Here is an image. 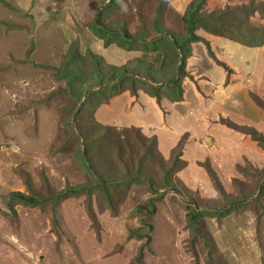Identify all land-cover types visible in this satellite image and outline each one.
I'll return each mask as SVG.
<instances>
[{
    "label": "rangeland",
    "instance_id": "374dc122",
    "mask_svg": "<svg viewBox=\"0 0 264 264\" xmlns=\"http://www.w3.org/2000/svg\"><path fill=\"white\" fill-rule=\"evenodd\" d=\"M239 1L216 8L207 0L198 14L195 34L203 40L184 46L181 99L171 101L162 93L159 102L142 93L164 117L165 100L176 105L178 120L198 108L196 103L187 108L184 99L209 104L213 98L211 107L202 106L196 115L204 121L202 139L185 133L164 156L157 137L138 125L111 126L112 106L98 116L111 94L101 92L92 72L97 66L101 75L110 73L111 65L131 66L139 53L106 45L91 27L98 17L107 30L133 37H153L160 26L185 39L189 25L182 17L191 0H0V264H264V194L257 192L264 185V145L252 136L264 139V50L258 66H245L242 53L231 49L239 69L225 80L214 78L213 85L200 74L212 61L228 71L223 60L228 52L212 51L208 35L264 47V0ZM71 56L76 60L69 70L79 77L69 87L56 73ZM145 59L160 81L170 79L182 62L174 57L163 69L162 54ZM147 68L138 74L145 76ZM211 73L220 77L217 69ZM131 96L126 90L111 101L121 104ZM83 161L108 179L107 187L94 189ZM138 176L137 182L124 180ZM81 184L91 187L90 196L48 201L45 207L8 205L13 192L50 200ZM153 191L163 197L155 202V213L135 212L157 196ZM233 200L242 206L221 219L204 218L196 235L187 227L188 206L208 212ZM134 230L150 240L131 235Z\"/></svg>",
    "mask_w": 264,
    "mask_h": 264
},
{
    "label": "trees",
    "instance_id": "16d2710c",
    "mask_svg": "<svg viewBox=\"0 0 264 264\" xmlns=\"http://www.w3.org/2000/svg\"><path fill=\"white\" fill-rule=\"evenodd\" d=\"M207 0H191L189 3V6L187 7L186 11L183 13L182 20H184L185 23H187L189 26L187 28L189 37L188 38H178L173 37L169 34V32L160 27L156 26L155 34L153 37L145 36V37H133L131 34L127 31H120L119 30H107V28H104L102 24H99V18L97 17L95 19V23L92 25L91 30L101 39L105 40L106 45H110L112 43L117 44L121 49L131 52L135 51L138 52L139 55L132 57L130 63L131 66H122V67H116L111 65V72L105 75H101V69L102 67L97 66L98 71H93L91 76L93 79L96 80V86L101 88V92L104 93H110L111 96L107 98L106 101L101 102L100 106L108 105L111 103V100L113 97L120 95L124 91L128 90L129 93L133 97H140L142 93H146L151 95L153 98H156L157 101L160 102L162 99V93L169 97V99L178 101L181 99L183 90L181 89L180 81L185 78L186 72L185 68H183L184 62H186V54H185V44L192 43V42H198L202 41L203 39L198 37L195 32L197 28L200 27L198 25L199 21H201V17L198 16L200 11L203 9V7H206ZM210 17V16H209ZM218 19H213V21ZM137 36V35H135ZM111 40V41H110ZM150 53H160V56L162 54V65L160 67H168V61L175 59L176 62L184 61L183 63L179 65V69L177 68V71L172 72V77L168 79L167 81H160L154 77V73L157 72L155 70V67L152 63L147 64L146 57ZM143 55V56H140ZM76 60L75 56H71L67 63L64 65V68H60L57 70L56 78L62 79L66 78L67 84L69 87H72L79 77V74L70 71L69 66L73 64ZM167 66H164V65ZM134 65H137L136 69H132ZM145 65L148 67V73L143 75H139L138 73L140 69L145 67ZM224 68H226L225 65H222ZM160 68L159 70H161ZM164 69V68H163ZM90 73V71H89ZM90 75L88 76V79ZM130 83V87L125 89V85ZM173 93V94H172ZM74 98H78L75 94L71 93ZM174 95H177V98H173ZM172 97V98H171ZM106 99V98H105ZM252 136L254 139L258 140L261 145H264V139L261 138L258 135H255L252 133ZM155 143L157 142L156 138L154 139ZM157 146V144H156ZM155 146V147H156ZM264 147V146H263ZM176 148V147H175ZM180 151L173 152V154L176 153V156L179 157L181 154ZM82 166L87 174L90 175L92 178V185L94 186V189L96 187L102 186L107 187L110 183L107 181L108 179L103 177L101 173H99L91 164H89L88 161H83ZM207 172L210 175L211 179L215 183L214 185L217 188L221 187V183L218 179V176L216 173L211 169L207 168ZM140 177H130V178H124V180L129 181L130 183L140 181ZM119 179L114 180L116 182ZM150 189L153 190L152 187L156 188L154 185L151 184V182H148ZM220 185V186H217ZM169 187H173L172 185ZM91 187L89 185H77L74 187H68L59 193H57L55 196L52 197L50 200H44L39 198L37 195L34 194H24L21 192H13L8 196V205L9 207H13V204H20L27 207H45L48 204V201L51 202H57L64 200L66 198L80 195L81 193H85L87 196L91 195L90 192ZM159 189V188H156ZM219 191V189H218ZM258 193L261 194V196L264 194V185L260 188H258ZM154 194H157V192H154ZM255 194V193H254ZM163 197L161 195H158L154 198H151L149 202L145 206H139L136 208L135 212L143 213L145 212V216L152 215L156 211L155 202L157 200H161ZM251 198V197H250ZM244 200L249 199L248 197H244ZM243 200V201H244ZM241 201L233 200L230 202L227 206L218 208L216 210H209L208 212H205L203 210H200L196 205L194 206H188V214H187V227L191 229L194 232V235L197 231H199V227H201V224L203 222V219L206 217L210 218H217L221 219L226 217L231 211L238 209L242 206ZM239 203V204H237ZM150 227V226H149ZM138 231L140 230H134L132 231L131 235L136 236L139 239L147 238V241L150 240V236L139 234ZM207 237V236H206ZM144 246L140 248L139 253L137 255L136 261L140 262L144 257Z\"/></svg>",
    "mask_w": 264,
    "mask_h": 264
},
{
    "label": "crops",
    "instance_id": "0c3cea01",
    "mask_svg": "<svg viewBox=\"0 0 264 264\" xmlns=\"http://www.w3.org/2000/svg\"><path fill=\"white\" fill-rule=\"evenodd\" d=\"M208 2H209L208 7L214 5V7L216 8L222 7L224 5H237L241 3L239 0H208ZM208 40L210 41V44L212 45V51L214 52L219 51L223 53L228 52V57L226 59L225 57L223 58V60H225L224 61L225 64L228 66V71L224 69L222 66L216 65L214 61H212V65L210 69L208 70L206 69L202 73H200L201 75H204L206 77V80L205 79L204 80L210 82V84L212 85L215 80L214 78H221V76H223V79L225 80V78L230 75V72L232 70H235L237 72V70L239 69L231 61V57L229 55V54H232L231 49L232 51H237L240 54L242 53L243 55L242 65H245V66L254 64L255 62H256V65L258 66V59H261V55L263 53L262 51L264 50V47L251 48L240 42H237V41H234L228 38L226 39L224 37L208 35ZM216 69L220 77H215L216 75L211 73V70L214 71ZM197 82L199 83V81L196 80V83ZM189 83L191 84V82ZM189 83L184 82V86L185 87L190 86ZM184 94L187 95L186 90H184ZM195 97L196 96H194V98ZM139 98H141L140 102L138 101L137 98L131 96L128 98L129 100L127 101L123 100L121 104H119V102L115 104L113 103L114 101L113 100L111 101L110 104L103 105V107H101V109L99 110L100 113L98 114V116L105 109H108L109 106H112L113 110L110 113V119H109V120H112L110 122L111 126L117 127L118 129H123V128L125 129L129 127V126H126V122H128V124H131L132 126L138 125V128L143 129V131L147 133L146 135H154L155 137H157L158 149L164 156L171 155L172 150L177 146L178 142L181 140V138L183 137L185 133L191 134V136L197 140L202 139V137L204 136L205 131H206L205 127H202L204 121L197 120L198 118L202 116V114L198 118L196 115L200 113L198 111L201 110L202 106L207 107L210 104V107H211L212 105L211 101L213 100V98H210V99L208 98L209 104L208 103L203 104V102L201 103L200 101H198V100H201L200 98L196 99V101L198 102L196 101L193 102V100L187 99L185 97L186 99H184L182 103L188 101L187 102L188 104H186L187 108H191L192 104L194 103L197 104L198 108L197 110L195 109L191 110L189 116L185 115L184 117H182L184 120H178L179 116H178L177 106L172 103H169L168 100H165V104H167L169 111L165 112L166 116L164 117L161 111L160 112L157 111L156 105L153 102L152 98H149V96L146 94H141ZM215 99L218 101V98L216 96H215ZM218 104H221V102ZM193 106L194 108H196L195 105ZM190 117L195 120H191ZM101 119L106 120L103 118ZM164 119H169V120H164ZM106 124H109V123H106ZM194 133H196V135H198L199 133V136H195ZM194 145L196 144L190 145V148L191 146H194Z\"/></svg>",
    "mask_w": 264,
    "mask_h": 264
}]
</instances>
